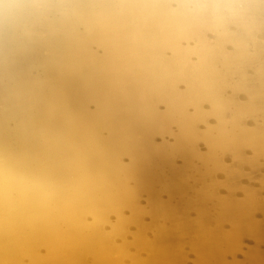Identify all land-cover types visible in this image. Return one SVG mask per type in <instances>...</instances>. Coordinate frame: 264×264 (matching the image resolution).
Returning a JSON list of instances; mask_svg holds the SVG:
<instances>
[{"label":"bare ground","instance_id":"bare-ground-1","mask_svg":"<svg viewBox=\"0 0 264 264\" xmlns=\"http://www.w3.org/2000/svg\"><path fill=\"white\" fill-rule=\"evenodd\" d=\"M0 264H264V0H0Z\"/></svg>","mask_w":264,"mask_h":264}]
</instances>
